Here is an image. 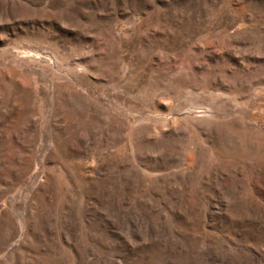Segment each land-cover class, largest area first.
<instances>
[{"label": "rangeland", "instance_id": "374dc122", "mask_svg": "<svg viewBox=\"0 0 264 264\" xmlns=\"http://www.w3.org/2000/svg\"><path fill=\"white\" fill-rule=\"evenodd\" d=\"M0 264H264V0H0Z\"/></svg>", "mask_w": 264, "mask_h": 264}]
</instances>
